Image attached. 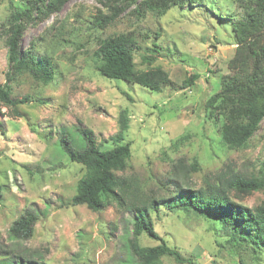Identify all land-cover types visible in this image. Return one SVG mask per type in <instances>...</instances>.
I'll return each mask as SVG.
<instances>
[{
    "label": "rangeland",
    "instance_id": "rangeland-1",
    "mask_svg": "<svg viewBox=\"0 0 264 264\" xmlns=\"http://www.w3.org/2000/svg\"><path fill=\"white\" fill-rule=\"evenodd\" d=\"M54 2L0 0V85L9 87L12 99L27 100L16 113L0 104V249L39 253L46 264H128L129 207L113 202L94 212L72 206L86 171L58 145L60 131L78 137L76 129L84 127L102 149L113 148L110 138L124 111L131 158L119 175L134 177L141 198L165 196L175 172L195 189L219 172L264 182V121L245 147L232 150L222 138L225 110L213 116L208 109L225 80L264 66V8L247 0L190 6L174 0H67L52 10ZM34 6L32 19L21 23L20 48L50 60L49 83L8 61L11 16ZM104 17L114 20L98 26ZM238 23L245 30L235 33ZM122 36L135 42L136 71L167 73L169 84L160 92L100 75L101 43ZM194 74L199 79L184 88ZM232 199L248 208L263 205L264 188L245 196L233 192ZM26 210L40 212V220L32 238L17 244L9 232ZM151 217L158 236L181 254V264H264V252L253 256L251 247L232 246L226 229L209 217L165 207ZM139 244L161 242L142 235ZM163 264L180 263L165 256Z\"/></svg>",
    "mask_w": 264,
    "mask_h": 264
},
{
    "label": "trees",
    "instance_id": "trees-1",
    "mask_svg": "<svg viewBox=\"0 0 264 264\" xmlns=\"http://www.w3.org/2000/svg\"><path fill=\"white\" fill-rule=\"evenodd\" d=\"M66 1L55 0L52 10L60 9ZM247 1L255 3L258 8H264V0ZM200 2L202 0H174L173 4L190 6ZM36 10L34 6L12 14L8 61L19 71L27 72L35 79L49 83L54 76L50 60L38 57L32 52L25 53L20 48L23 32L21 23L23 20L32 19ZM38 10L42 15V11ZM112 20L114 19L104 17L97 21V24L104 27ZM241 26L242 23L240 26L239 23L234 26L235 33L243 32ZM251 27L255 28L253 24ZM135 46V42L123 36L101 43L98 51L101 61L98 66L100 75L160 92L164 85L169 84L167 73L162 69L136 71L133 54ZM146 61L149 64L153 59L148 58ZM199 77L197 74L192 75L190 79L184 81V88L191 87ZM223 85L222 92L209 100L208 109L213 116L217 110H225L223 112L225 123L221 129L223 141L232 150L243 148L264 121V66L255 65L253 70L244 74L242 78L225 80ZM26 103V99H12L9 87L0 85V104L8 110L16 113L18 106ZM16 115L19 116L18 113ZM128 120L127 112H122L118 120L119 130L110 138L115 144L111 149H102L95 133L84 127L76 129L78 137H75L71 130H63L60 131L58 138V145L69 161L82 165L86 171L78 182L76 194L71 199L72 206L86 205L94 212H101L113 202L129 207L133 232L127 242L128 264H163L165 256L172 257L177 263H183L181 254L167 245L154 229L151 214L158 212L161 207L170 211L177 209L193 211L197 215L209 217L226 229L228 243L232 246L244 248L246 251L251 247L253 256H259L264 252V204L248 208L232 199L233 192L245 196L263 189L262 179L258 176L245 177L236 173L227 177L224 172H219L208 179L204 187L195 189L188 182H182L175 172L173 178L169 179L170 188L165 196L141 198L134 192L136 185L134 177L119 175L128 168L131 158L130 145L124 144L130 127ZM133 196L134 202L128 204L127 201ZM40 214L37 210H26L13 223L9 232L10 239L17 244L31 239L40 220ZM142 235L160 241L161 245L142 247L139 244ZM0 264L46 263L39 253L24 250L17 253L14 250L0 249Z\"/></svg>",
    "mask_w": 264,
    "mask_h": 264
}]
</instances>
